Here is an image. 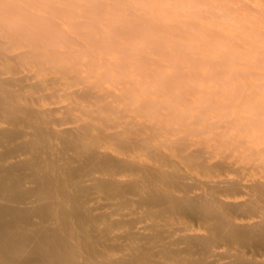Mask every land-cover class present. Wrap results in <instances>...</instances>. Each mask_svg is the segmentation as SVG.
Segmentation results:
<instances>
[{"label": "bare ground", "instance_id": "obj_1", "mask_svg": "<svg viewBox=\"0 0 264 264\" xmlns=\"http://www.w3.org/2000/svg\"><path fill=\"white\" fill-rule=\"evenodd\" d=\"M32 1L0 0V264H264L261 135L199 107L166 73L152 81L124 65L119 49L136 52L134 39L58 31ZM220 5L74 0L60 15L68 25L70 10L103 7L114 29L124 11L136 35L133 19L147 20L141 46L180 68L205 52L234 62L236 37L264 50L257 25Z\"/></svg>", "mask_w": 264, "mask_h": 264}, {"label": "rangeland", "instance_id": "obj_2", "mask_svg": "<svg viewBox=\"0 0 264 264\" xmlns=\"http://www.w3.org/2000/svg\"><path fill=\"white\" fill-rule=\"evenodd\" d=\"M13 1H15L17 5L22 3V0ZM45 1L46 0H34L32 4H30L31 6H29L30 13L39 22L44 21L47 25L53 26L58 31L84 30L87 32L88 29L92 28L97 37L102 42L106 41L109 45L117 43V45H119L127 41L132 42L134 39L133 43L139 45L136 52L133 51V45L125 49H119V56L127 60L125 63H129L128 65H124L130 67L132 63L138 64L136 66L141 67L145 73L149 74L152 81L156 80L158 74L163 72L166 73L167 78H162V80L171 83H181V89L179 91L183 93V96L196 99V104L199 107L204 106L211 110H213V108L216 109L218 113H220L219 116L221 119L229 118V122H231L233 126L243 127L245 130L249 131V133L260 134L261 141L264 143V50L250 48L251 46L248 47L244 39L236 37L234 41L237 49L230 53V56H232V54L235 55L234 62H227L221 59H215L209 62L204 57L208 55L207 52H205L199 55L201 56V62L197 65H185L181 68L175 67L173 62L169 60V57L165 56L156 46L150 48L141 46L142 44L140 43L145 42L146 45L149 44L148 37L144 34L147 20L138 17L135 18L134 16L135 19H133V21L137 23L139 28L138 35H136L134 31H132L133 28L131 29V26L126 22L128 19L123 15L124 11L115 15L118 21L124 20V25L121 27H114L113 29L112 25L106 24L105 16H103V7H97L99 9L87 11L85 6H81L70 10L69 14L76 16V20L71 22V24L65 25V19L60 15V12L69 8L74 0ZM197 1L200 3L203 2V0ZM222 1L224 0H220L222 13L226 14L227 11L240 18H249L257 25V30L260 31L262 37H264V0ZM101 3H103V0H101ZM82 5L85 4L83 3ZM24 6L25 5H23V7ZM129 8V13L135 15V5H131ZM200 9V16L209 17L212 14L210 13L211 7L202 5ZM50 13H55L57 16H51ZM191 23L195 25L196 18H193ZM89 25L90 27H88ZM110 27L113 29L112 34L106 38L104 30L107 28L110 29ZM72 38L71 40L77 41L78 37L74 36ZM227 53L229 52L220 51L218 54L224 57L228 55ZM127 69L131 68H124V70ZM233 71L234 73H232ZM217 118L213 119L214 121L212 120V124L215 128H219L216 121L218 120Z\"/></svg>", "mask_w": 264, "mask_h": 264}]
</instances>
